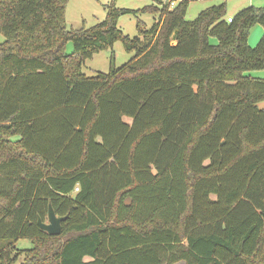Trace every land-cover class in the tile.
<instances>
[{
    "label": "trees",
    "instance_id": "16d2710c",
    "mask_svg": "<svg viewBox=\"0 0 264 264\" xmlns=\"http://www.w3.org/2000/svg\"><path fill=\"white\" fill-rule=\"evenodd\" d=\"M173 1L72 29L68 0H0V264H264V7ZM126 14L157 18L130 38Z\"/></svg>",
    "mask_w": 264,
    "mask_h": 264
},
{
    "label": "rangeland",
    "instance_id": "374dc122",
    "mask_svg": "<svg viewBox=\"0 0 264 264\" xmlns=\"http://www.w3.org/2000/svg\"><path fill=\"white\" fill-rule=\"evenodd\" d=\"M112 0H68L65 21L68 28L80 29L81 27L89 28L95 24L103 21L106 16L105 7L111 3ZM189 5L185 15L187 21H192L203 10L218 5L221 0H188ZM151 4V0H115L116 8L138 10ZM226 4V18L233 13L240 11L246 7H264V0H225ZM157 16L149 14L130 15L126 14L119 17L117 27L124 35L130 38L136 36L137 21L146 24L150 28ZM255 30H258L256 34ZM263 29L259 25H255L249 32L247 43L249 47H255L262 36ZM4 41L0 35V43ZM72 45H66V53L72 52ZM133 57V53H127L120 41L114 43L109 50L101 51L95 54L91 59H87L82 66V73L86 76H94L96 73H106L112 68L123 66ZM252 77L264 79V70L252 71L249 73ZM124 121L130 122V119L124 118ZM47 222V220L45 221ZM18 249H29L31 243L29 240H19L16 243ZM21 259L19 258V262Z\"/></svg>",
    "mask_w": 264,
    "mask_h": 264
},
{
    "label": "water",
    "instance_id": "95a60500",
    "mask_svg": "<svg viewBox=\"0 0 264 264\" xmlns=\"http://www.w3.org/2000/svg\"><path fill=\"white\" fill-rule=\"evenodd\" d=\"M66 220V217H57L51 206L48 207L47 222L38 220V227L50 236H58L61 233V224Z\"/></svg>",
    "mask_w": 264,
    "mask_h": 264
},
{
    "label": "crops",
    "instance_id": "0c3cea01",
    "mask_svg": "<svg viewBox=\"0 0 264 264\" xmlns=\"http://www.w3.org/2000/svg\"><path fill=\"white\" fill-rule=\"evenodd\" d=\"M223 2L225 3V0H221V3H223ZM241 10H242V9H241ZM237 12H239V11H237ZM237 12H236V13H237ZM236 13H233L231 16H228V18L233 17ZM255 31H256L255 33L258 34V30H255ZM262 33H263V32H262Z\"/></svg>",
    "mask_w": 264,
    "mask_h": 264
},
{
    "label": "built area",
    "instance_id": "2783aa9c",
    "mask_svg": "<svg viewBox=\"0 0 264 264\" xmlns=\"http://www.w3.org/2000/svg\"><path fill=\"white\" fill-rule=\"evenodd\" d=\"M179 1H181V0H174L172 3H170V5L173 6L174 3L179 2ZM227 22H231V18H228Z\"/></svg>",
    "mask_w": 264,
    "mask_h": 264
}]
</instances>
